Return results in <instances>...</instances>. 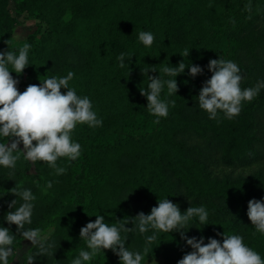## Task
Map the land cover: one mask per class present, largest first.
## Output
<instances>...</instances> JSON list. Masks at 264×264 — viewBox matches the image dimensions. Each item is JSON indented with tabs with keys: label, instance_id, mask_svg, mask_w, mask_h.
Listing matches in <instances>:
<instances>
[{
	"label": "trees",
	"instance_id": "obj_1",
	"mask_svg": "<svg viewBox=\"0 0 264 264\" xmlns=\"http://www.w3.org/2000/svg\"><path fill=\"white\" fill-rule=\"evenodd\" d=\"M249 4L251 12L245 10ZM24 16L38 21L39 28L27 41L28 67L12 74L19 90L72 72L69 88L90 99L102 124L76 126L71 138L81 145L80 155L57 160L66 169L61 175L41 161L31 173L32 163L22 153H14L19 155L15 169L0 166V227L15 236L9 264L24 241L17 226L5 220L13 200L16 207L23 203L11 194L16 184L35 196L25 230L39 228L45 247L52 246L46 254L33 246V264H72L80 250L90 251L80 230L99 215L109 226L128 218L126 227L133 231H121V238H127L130 251L141 252L142 264H178L192 251L180 232H155L145 254L146 236L155 230L141 234L131 219L150 214L167 198L182 214L190 206L206 209L205 223L198 217L188 221V238L223 243L224 234L239 235L264 259V234L247 215L250 200L264 201V170L213 175V168L246 169L264 161V87L251 102H242L232 119L219 110L210 119L198 105L211 77L210 60L237 64L242 90L264 82V0H0V52L18 55L12 36ZM141 31L153 34L150 47L139 41ZM180 62L201 67L203 74L193 78L187 67L177 77L163 74L162 67ZM149 66L156 72L148 76L177 80V93L169 95L165 84L160 94L168 102L167 117L151 115L141 95L140 89L149 91L142 73ZM9 139L0 137V143ZM84 264H120V259L101 249Z\"/></svg>",
	"mask_w": 264,
	"mask_h": 264
},
{
	"label": "clouds",
	"instance_id": "obj_2",
	"mask_svg": "<svg viewBox=\"0 0 264 264\" xmlns=\"http://www.w3.org/2000/svg\"><path fill=\"white\" fill-rule=\"evenodd\" d=\"M245 10L251 12V5H246ZM139 41L146 47L153 44L154 36L151 32L141 31ZM8 44L9 49V43ZM30 45L24 43L18 55L13 51L0 52V137L10 138L7 143H0V166L15 169L19 155L35 164L37 161L45 162L55 169L57 175L63 174L66 169L57 166L59 158L76 160L81 151V145L73 142L72 131L78 124H87L97 127L102 121L97 118L92 110V103L88 97H79L74 89L69 88V81L74 73L68 72L63 78H45L43 82L30 84L21 92L18 88L20 81L13 78L23 74L28 67V52ZM184 55H188L185 51ZM120 67H125V55L118 57ZM10 66V67H9ZM186 67L193 78L203 74L199 66L186 65L180 62L178 67L164 66L163 74L177 77L185 72ZM208 71L210 79L206 80L198 96L199 108L209 114L210 119H216L218 110L223 111L228 119L238 116L241 112L242 102H251L264 87V82L258 83L254 88L242 90L240 83L242 76L240 69L232 61L210 60ZM149 72H156V67H146L142 73L150 81L149 91L140 89L141 95L146 97L149 113L158 118L167 117L168 102L160 99V94L166 84L169 95L178 92L176 79L164 81L161 77L148 76ZM62 89L67 90L66 93ZM175 105V102H171ZM159 123V119L156 120ZM23 145V151L20 145ZM13 175L14 172H10ZM48 187L52 184L49 182ZM11 194L20 198L23 203L16 207L17 200L9 204L10 211L5 220L9 225L17 226L23 240L30 241L34 246L39 245L40 254H46L52 247H45L41 230H25V224H31L33 203L35 196L29 189L17 185L11 189ZM14 209V210H12ZM247 215L256 231L264 234V201L252 199L248 202ZM198 217L203 224L208 219V213L203 206H190L185 213H181L178 205L168 198L159 200L158 206L151 209L150 214L140 212L131 218L136 223V228L141 234L150 229L155 230L153 235L146 236V246L143 252H148V245L157 239L155 232L181 233L192 251L186 253L178 264H264V259L250 247L246 246L239 235L228 236L224 234L223 243L215 238H209L205 243L203 238H188L184 228L188 221ZM128 218L120 221L119 225L109 226L102 215L96 216L95 222H89L80 230V239L84 240L87 250H80L79 255L72 264H84L90 261L101 249L113 251L120 259V264H142L141 252L130 251L125 246L126 237L121 238V231L131 232L127 228ZM219 235V233L217 234ZM15 236L9 228L0 227V262L9 264V257L13 255L12 245ZM27 264H33L30 252L27 254Z\"/></svg>",
	"mask_w": 264,
	"mask_h": 264
},
{
	"label": "rangeland",
	"instance_id": "obj_3",
	"mask_svg": "<svg viewBox=\"0 0 264 264\" xmlns=\"http://www.w3.org/2000/svg\"><path fill=\"white\" fill-rule=\"evenodd\" d=\"M43 29L46 27L42 25ZM39 28V22L29 19L27 16L21 18L19 25L15 28L12 36L13 43L22 47L24 43H27L28 38L34 34ZM32 163V162H31ZM257 170H264V161L257 162L252 166L246 169H236L231 170L229 168L221 167V168H213V175L215 176H225V175H236L240 173H250ZM31 173H36V166L32 163ZM42 233V232H41ZM34 245L27 240H24L22 243L21 249H19L15 255V258L11 264H23L27 254L30 252L31 248Z\"/></svg>",
	"mask_w": 264,
	"mask_h": 264
}]
</instances>
